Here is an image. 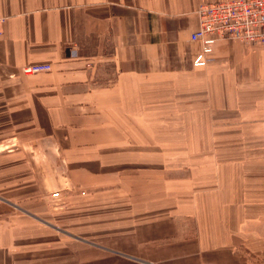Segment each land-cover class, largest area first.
<instances>
[{
	"label": "crops",
	"instance_id": "obj_1",
	"mask_svg": "<svg viewBox=\"0 0 264 264\" xmlns=\"http://www.w3.org/2000/svg\"><path fill=\"white\" fill-rule=\"evenodd\" d=\"M219 1L0 0V264H264V46L195 65Z\"/></svg>",
	"mask_w": 264,
	"mask_h": 264
},
{
	"label": "built area",
	"instance_id": "obj_2",
	"mask_svg": "<svg viewBox=\"0 0 264 264\" xmlns=\"http://www.w3.org/2000/svg\"><path fill=\"white\" fill-rule=\"evenodd\" d=\"M198 27L191 42L199 46L195 65H206L220 41L235 40L243 44L264 46V0H224L202 4L197 10ZM4 19L0 18V36ZM50 64L24 67L26 75L52 71ZM60 198V192L53 195Z\"/></svg>",
	"mask_w": 264,
	"mask_h": 264
},
{
	"label": "rangeland",
	"instance_id": "obj_3",
	"mask_svg": "<svg viewBox=\"0 0 264 264\" xmlns=\"http://www.w3.org/2000/svg\"><path fill=\"white\" fill-rule=\"evenodd\" d=\"M6 144L7 143L0 145V153H2L4 150H6V148L9 145L10 146L12 145V143H10L8 145H6ZM29 146H31L30 149L28 148ZM27 148L29 150L33 151L32 153L36 157V163H37L38 167L41 163H45V162L48 165V162L51 160V158L53 159V163H52V167H53L52 168V181H53V183L56 182L58 179H60V181H62L61 187L68 189V187L70 185L71 186L73 185L71 183H65L63 180V178H67L68 172L71 173L70 172L71 167H70V164L65 163L66 162L65 158H63L61 156V153L58 152V148L55 145H53L51 154L48 153V149H49L48 146L37 145V153L35 154L34 153L35 145L31 141V139H28V138L27 139H21V138L17 137L16 138V151L19 153L18 155L23 159H29V155L27 153V151H28ZM46 152H47V154H46ZM133 157H134V161H135L137 158L140 157V155L134 154ZM148 157H149L148 161L154 160V162H155V161L159 160V155H158V157L155 155H148ZM151 158H152V160H151ZM76 167H78V163H75L73 166V168H76ZM120 171H122V174H124L125 172H127L129 174L130 173H132V174L137 173L138 174L140 172L138 169H135V168H133L132 170H126V171L120 170ZM72 187L74 188V186H72ZM54 189H56V188H54ZM73 190H75V191H71V192H76V194L80 193V190L78 188H75ZM56 192L57 191H55L54 193H56ZM52 195L50 196V200H49L47 206L49 205L50 209L53 212V215L55 216L56 214L60 213V211H62L66 207V205H68L69 202L72 201L71 200L72 198H68L65 196L66 198H64V200L62 202H57L54 200Z\"/></svg>",
	"mask_w": 264,
	"mask_h": 264
}]
</instances>
